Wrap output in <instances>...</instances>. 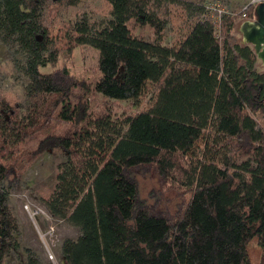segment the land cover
<instances>
[{
  "label": "trees",
  "instance_id": "16d2710c",
  "mask_svg": "<svg viewBox=\"0 0 264 264\" xmlns=\"http://www.w3.org/2000/svg\"><path fill=\"white\" fill-rule=\"evenodd\" d=\"M78 1L0 0V45L26 80L24 102L0 96V264L19 250L40 264L11 195L45 151L65 156L37 197L78 232L60 242L65 264H264V68L232 41L254 7L105 0L109 19L63 22ZM79 46L98 53L92 85L57 67ZM90 92L147 105L115 120ZM148 167L178 191L174 214L139 198L133 174Z\"/></svg>",
  "mask_w": 264,
  "mask_h": 264
},
{
  "label": "rangeland",
  "instance_id": "374dc122",
  "mask_svg": "<svg viewBox=\"0 0 264 264\" xmlns=\"http://www.w3.org/2000/svg\"><path fill=\"white\" fill-rule=\"evenodd\" d=\"M215 1L233 12H238L247 0ZM76 13H84L90 21L94 22H102L110 18L109 6L105 0H79L76 5L61 11V19L67 22ZM242 21L244 20L240 19L235 23L232 35V41L241 44L243 41L239 26ZM177 25L178 22L174 23V26ZM55 29L56 27L54 31ZM141 32L147 35L150 31L143 29ZM171 35L169 31H165L164 43L171 40ZM97 54L96 49L90 46H79L68 55L61 54L57 67L65 66L71 74L92 85L98 77ZM49 70L50 66L40 68L43 72ZM25 82V78L14 69L8 51L0 45V96L13 102H24L22 88ZM88 100L93 110L106 107L115 120L122 119L126 114L147 105V98H141L137 102L130 99L111 100L92 92L88 94ZM64 159L63 154L45 151L24 172L22 188L12 192L11 195V202L20 226V246L34 250L39 255L40 264H64L59 250L60 242L64 238H75L78 234L75 228L53 218L37 199L52 187L55 167ZM133 177L137 183L140 199L155 211L175 213L180 202L179 193L170 185H163L153 167L138 170ZM5 264H26L25 254L19 250L16 254L10 255Z\"/></svg>",
  "mask_w": 264,
  "mask_h": 264
},
{
  "label": "water",
  "instance_id": "95a60500",
  "mask_svg": "<svg viewBox=\"0 0 264 264\" xmlns=\"http://www.w3.org/2000/svg\"><path fill=\"white\" fill-rule=\"evenodd\" d=\"M239 31L243 44L251 46L260 64L264 66V1L254 7L253 19L240 23Z\"/></svg>",
  "mask_w": 264,
  "mask_h": 264
},
{
  "label": "built area",
  "instance_id": "2783aa9c",
  "mask_svg": "<svg viewBox=\"0 0 264 264\" xmlns=\"http://www.w3.org/2000/svg\"><path fill=\"white\" fill-rule=\"evenodd\" d=\"M264 0H248L244 6L243 9H245L247 6H253L255 7L257 4L263 2ZM213 4L209 5V8H212ZM214 9V8H212ZM222 10L218 9L217 12L220 13ZM245 15L243 14L242 17H244Z\"/></svg>",
  "mask_w": 264,
  "mask_h": 264
}]
</instances>
